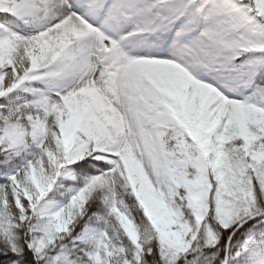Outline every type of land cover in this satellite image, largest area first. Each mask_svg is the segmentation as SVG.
I'll list each match as a JSON object with an SVG mask.
<instances>
[{
	"label": "snow or ice",
	"instance_id": "obj_1",
	"mask_svg": "<svg viewBox=\"0 0 264 264\" xmlns=\"http://www.w3.org/2000/svg\"><path fill=\"white\" fill-rule=\"evenodd\" d=\"M0 264H264V0H0Z\"/></svg>",
	"mask_w": 264,
	"mask_h": 264
}]
</instances>
